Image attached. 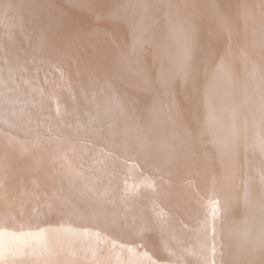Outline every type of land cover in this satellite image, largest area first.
Instances as JSON below:
<instances>
[{
    "label": "bare ground",
    "instance_id": "1",
    "mask_svg": "<svg viewBox=\"0 0 264 264\" xmlns=\"http://www.w3.org/2000/svg\"><path fill=\"white\" fill-rule=\"evenodd\" d=\"M261 1L217 0L219 5L225 6L227 11H225V16L214 18L210 12V0H137L128 21V16L123 17L122 23L118 24L121 26L117 29L122 40L128 43L134 58H141L142 55L146 57L148 60L144 63H150L151 72L159 80H165L167 90L170 84H173L186 107L185 109L189 113L191 111L190 114L195 117L194 125H196L198 133L204 134V136L208 134L216 136L217 142H215L220 151V163L226 173L223 184L226 214L218 219L205 217L201 213L202 209L189 205L182 188L179 189V186L181 187L180 180L178 183H173L170 179L171 176H167V170V173L159 178V181L158 177L150 179L151 177L147 176L144 180L142 179L143 181H139L138 185V181L133 178L136 181L133 184L136 183L137 188L128 186L130 190H127L125 183L128 181L123 183L124 186L122 185L125 189L122 190L121 186L119 188L118 182L121 175L124 180L127 176V180L128 171L137 172L146 166L151 168L157 160L163 159L165 163L169 160V150L163 142L155 146L150 139L142 137L144 127L140 126L141 112L136 110L131 95H128L122 85L127 82V74L125 75L126 80L122 82L120 78L112 74L111 70L110 72L107 69L109 79L104 81L105 78L97 75L96 72L91 74L88 70H83V72L85 71L84 78L75 84L79 87L73 88L70 85L74 83L76 75L64 73V70L59 68L63 62H59V60L54 59L53 63H47L41 57L43 48L46 46L35 49L36 47L32 44L42 34H50L47 31L43 33L39 29L34 33L30 30L31 37L29 39L21 40L18 37H13L12 45L2 43L8 50L10 58L0 65V264H26L29 261L31 264H33L31 261H35L36 264H54V259L57 261V258H64L63 256L66 254L72 256L73 249L80 239H84L86 235L96 230L101 222L108 221L107 224H109L111 220L117 219L115 216L109 217L108 212L111 211V204L116 205V202L117 205L120 204L119 200L121 199L118 198V195L123 199V195L120 193L122 191L123 194L133 195L132 198L134 197V200L137 198L139 203L140 199L142 202V199L146 198L145 195L151 193L153 195L157 193L158 197L159 194H163L170 200L169 205L172 209L177 210L191 225L190 228L186 226L188 230L181 241L190 243L188 246L192 244L194 250L192 252L195 253L193 264H244L247 257L254 254L256 250L259 254L261 253L260 249L262 247L264 249V221L260 218L258 210H260L259 193L263 196V191L260 192L258 185L255 186L252 182L255 181L250 177L253 170L248 171L258 157L259 147L261 148L262 145L264 149V14H260V11L264 12V0ZM166 5L172 12H177V9L180 11L185 5L187 6L189 12L187 11V16H185L197 27L193 36L194 44H200L202 37L203 48H199L193 54L188 52L186 54L187 45L184 33L190 26L186 29V18L181 11L175 22H167ZM260 8L262 9L260 10ZM227 20L232 22L226 25ZM14 27L10 26L11 30L18 33V29H14ZM188 31L192 32L190 29ZM238 31L244 35V46L253 54L251 66L252 69L254 68V77L252 69H250L251 66L247 73H244L246 68L245 65L243 69L244 63L241 68L243 72L238 67L233 44ZM239 32L237 35L240 34ZM52 36L49 38L53 39ZM190 37L187 38L189 41ZM239 39L243 40L241 37L236 40ZM152 45L155 48L151 47ZM235 45H237V41ZM16 47L19 50L14 53L13 50ZM48 47L46 52L54 54V47L51 45ZM243 54H241L242 58ZM15 55L16 58L12 60ZM216 55L219 57L217 58ZM189 61H193L194 64L192 62L193 65L190 64ZM246 61L248 60L246 59ZM186 62L192 66L191 70L186 66ZM88 64L86 62L85 67ZM95 64L100 65L98 71L102 72L101 62L96 61ZM200 72L202 75L205 74L203 72H207L208 77L195 85L193 75ZM109 80L110 83H107ZM78 89H81L82 92L80 93ZM67 92L73 97V100L65 99L67 97L64 95H67ZM160 92L165 93L162 89ZM251 94H254L256 99H253ZM194 141L193 145L201 148L202 141L197 137H194ZM260 160L262 161L263 158ZM182 161L184 160L182 159ZM261 161H259L260 164L263 162ZM183 163L185 164V161ZM196 163L199 165V160ZM154 166L156 171L161 170L156 165ZM179 167H181L180 163ZM197 168H200V165ZM149 172L152 173V171ZM231 172L234 173L235 179L229 177L232 176ZM145 173L138 172L144 177ZM123 174L127 175L123 177ZM138 174L133 175H136L138 179L140 176H137ZM204 175L206 176V174ZM129 179L131 180V177ZM197 179L199 180V178ZM191 180L194 183V180ZM119 183L121 185V181ZM188 183L191 184V182ZM244 190L246 196L250 195V200H248V196H245L249 201L247 212L245 207L248 204L246 205L247 201L243 199ZM195 191L197 192V190ZM196 192L193 195H197L198 192ZM208 194L207 197H209ZM153 195L150 196L153 198ZM199 195L202 196L198 194V199H200ZM127 198L129 197L127 196ZM146 202L148 201L140 203L141 206L143 207V203ZM213 202L217 203L214 200ZM93 203L98 204V210L90 209V205ZM122 203L128 202L123 200ZM163 204L166 206L165 203H162V207ZM103 205L105 206L104 211L102 210ZM213 207L215 206L213 205ZM132 209L135 210V208ZM151 209L153 208L151 207ZM148 214L147 216L151 215ZM155 214L154 216H156ZM170 215L168 214V216ZM161 216L165 218V214ZM136 217L139 218V215ZM202 217L205 219V224H202ZM161 219L163 220V218L158 220ZM147 221L149 222L150 219ZM138 225L141 224L138 223ZM150 225L153 224L150 223ZM145 226L147 228L143 229L148 230L149 226ZM155 226L157 227V225L150 227L155 231ZM125 230V232L129 231L128 228ZM233 231L235 234L232 236ZM143 233L140 235L143 236ZM123 234L122 238L126 236ZM126 234L127 237H130L132 233ZM156 244L159 245V243ZM201 247L203 253L204 250L207 253L206 258L200 256L199 248ZM257 247L258 249H256ZM146 248L144 247L143 251L145 249L148 252ZM174 248L178 250V248ZM148 249L150 248L148 247ZM128 251L130 252V250ZM170 251L174 253L172 249ZM120 254L122 255V253ZM163 254L161 258L164 261L165 255ZM175 254L177 256V253ZM182 255L185 256V254ZM184 256L183 258H185ZM259 256L263 257L264 252ZM187 258L185 260H188ZM137 260L139 259L137 258ZM154 261L156 262V260ZM136 262L138 263V261ZM157 262L159 264V260ZM166 262L168 263L167 260ZM116 264L122 263L116 261Z\"/></svg>",
    "mask_w": 264,
    "mask_h": 264
},
{
    "label": "rangeland",
    "instance_id": "2",
    "mask_svg": "<svg viewBox=\"0 0 264 264\" xmlns=\"http://www.w3.org/2000/svg\"><path fill=\"white\" fill-rule=\"evenodd\" d=\"M136 1L137 0H0V65L2 62H5L7 59L10 58L8 50L2 45V43H4V44L7 43L9 45H12L11 41L13 40V37H18L21 40L29 39V37H31L30 30L34 31V33H36L37 30L40 29L43 31V33H45L47 31L48 33L51 34V36L53 35L52 36L53 39L49 38V37H51V36H49L50 34L46 33V34H42L40 36V38L37 41L33 42L32 44L34 45V47H36L35 49H41L43 46H46V48H43V53H41V57L44 58L47 63H49V62L53 63L54 59L56 61L59 60V62H63V64L61 66H59V68L63 69L64 73H68V74L74 73V75H76V77H74L75 78L74 83L72 85H70L71 87H73V88L79 87L75 84L79 83L81 81V79L84 78L86 70H88L91 74L92 73L94 74L96 72L97 75H100L102 78L103 77L105 78L104 81L106 79H109L108 76H109L110 70L112 71V74H115V76L120 78L122 80V82H124L126 80V77H127V80H126L127 82H124L125 84L123 83L122 85L124 86V88H125L124 90L127 91L128 95L129 96L131 95L130 97H131L132 102H134V105L136 106V110H139L141 112V113L139 112L140 113L139 121H141L140 122L141 128H142V126L144 127L143 128L144 131L142 132L143 139H145V138L150 139L154 143L155 146L160 145L163 142L164 146L166 148L168 147L167 148L169 150L168 159L170 161L167 160V163H165L163 159L157 160V162H155L154 165H156L157 168H161L160 171H156L154 168L155 167L154 165L151 168H149L147 166L144 167L142 169L143 172H142V170L137 171V172L128 171L130 175L127 173L128 174L127 180H126L127 174H123V177L126 176L125 180H124V178H122V175H121V179L119 180V182L121 181V185L118 182L119 188L121 186L122 190H123V188L125 189V187H123L125 184H127V187H126L127 190H130V188H133V187L137 188L139 185V181L140 182L143 181L147 176H148V178L151 177L150 179H153L154 177L157 179V177H158L157 180L159 181L160 180L159 178H162V176L165 173H167V171H168L167 176L168 177L171 176L170 179H171V181H173V183H178V181L180 180L181 187L179 186V189L182 188V190L185 194L184 197H185V199L189 205H192L194 207L198 206L197 208L202 209L201 213L205 217L209 216L211 218L214 217L217 219L220 217L222 218L226 214V209H225L226 203H225V199H224V189H223L224 178L226 177V173L223 170V167L220 163V151L217 147V143H216L217 141L215 140L216 136L212 135V134H210V135L208 134V135L204 136V134L200 135V133H198V131L196 130V125H194L195 124L194 123L195 117L192 114H190V113H192L191 111L189 113L185 109L186 107L183 104V102L181 101L180 96L178 95V92L176 91V89H174L173 84L171 83L170 86L168 87V90H167L165 80H162V79L159 80L158 77H156L154 75V73L151 72L150 63H146V64L144 63V61H146L148 59L146 57H144L143 55L141 56V58L140 57L134 58L133 52L131 51L128 43H126L124 40H122V37L120 36L119 31H117L119 26H121V25L118 26V24L122 23L121 19L123 17L128 16L127 17V21H128V19L130 18L131 11L134 8L133 5ZM144 1H147V0H144ZM261 9L262 8H260V10ZM180 11L183 12L184 16H185L186 12L187 11L189 12V9L185 5V7L183 9H181ZM180 11L177 9V12L176 11L172 12L170 10V8H168L166 5L165 6V15H166L167 22L168 21H170L172 23L175 22L177 16H179ZM225 11H227L225 6L219 5V2H217V0H212V1L210 0V12L212 13V16H214V18H216V16L217 17L225 16ZM260 12H261L260 13L261 15L264 14L263 11H260ZM186 16H185V18H186ZM230 20L226 21V25H229L232 22ZM185 22H186V24H185L186 29H188V27L190 26L189 29H190V31L192 30V32H189L188 31L189 29L185 30V33H184V38L186 36L185 43L187 45L186 46V48H187L186 54H187V52L190 54H193L199 48L204 47L203 38L201 37L200 44L199 43L197 45L194 44L193 36L195 35L194 31L196 33L197 27L194 25L193 22H189V20L187 18L185 19ZM13 23H15V24H13ZM187 23H188V26H187ZM189 23H191L192 25ZM12 25L15 26L14 29H18V33H16L15 30L14 31L11 30L10 26H12ZM200 25H202V24H200ZM191 27H192V29H191ZM238 32H236V36H235V40H234L235 42L233 41V44L235 47V49H234L235 54L237 56V58H236L237 64H239L238 67H240L239 69L241 70L242 64L244 63L243 69L246 67L244 69L245 70L244 73H247L250 66L253 64V54L251 53V51H249V49H247L244 46V44H245L244 35L243 34L241 35V33L239 32L240 33L239 34L240 36H239V35H237ZM202 33H203V31H202ZM188 34H191V35H188ZM188 37H190L192 40L190 39V41H189ZM237 37L238 38L241 37V39H243V40H240V39L236 40V39H238ZM41 39H44V40H41ZM110 41H111V43H110ZM236 41H237V45H235ZM240 41L242 44L240 43ZM49 45L54 47V51H53L54 54L53 53L50 54V53L46 52V49H49V47H48ZM200 45H201V47H200ZM151 47H153V45ZM153 48H155V47H153ZM16 50H19L18 47L14 48L13 52L16 53ZM51 52H52V50H51ZM242 53H244L243 58L245 59V61H246V59L248 61H246V62L244 61V59L242 58V55H241ZM216 57L218 58L219 55H216ZM15 58H16V55L13 57L12 60H14ZM137 59H138V61H137ZM239 59L242 61H240ZM96 61L101 62V69L103 68L102 72L98 71L100 65L99 66L96 65L95 64ZM136 61H137V63H136ZM86 62L89 63L87 65V67H85ZM189 62H190V64H192V63L194 64L193 61H189ZM144 64H145V66H144ZM190 64H188L186 62V66L188 68H190V70H191L192 66ZM49 65H51V64H49ZM250 69H252V66ZM253 69H252V74L254 77L255 72L253 71ZM83 70H85V71L83 72ZM242 70H241V72H243ZM123 72H124V74H123ZM200 73L195 75L196 78L193 75V77H194L193 83H195V85H198L200 83V81L203 82L208 77L207 72H203V73H205L204 75H202V73L200 75ZM252 74H251V81L253 80ZM121 75H123V76H121ZM125 75H126V77H125ZM119 76H121V77H119ZM195 81H197V82H195ZM107 83H110V80ZM127 87H129V88H127ZM160 89H162L165 93L160 92ZM78 90L80 91V93L82 92L81 89H78ZM251 95H252L253 99H256V96L254 94H251ZM64 96L67 97L65 99H68V101H71V99L73 100V97H71L68 92H67V95H64ZM88 101H90V99H88ZM182 108H184L185 110H183ZM171 112H172V114H171ZM141 115H142V117H141ZM161 119L163 121H158ZM192 126H193V128L190 129V127H192ZM159 129H161V130H159ZM159 133H161V134H159ZM184 134H186V135H184ZM194 137H197L198 140L202 141L201 148L200 147L198 148V147L193 145L194 144L193 142H195ZM178 145H181V146L183 145V147H181V146L179 147ZM171 146H172V148H171ZM178 147L180 150L178 149ZM259 150L260 151L258 152V155H257L258 157L255 155V158L257 157V159H256L257 162L254 160V165L252 167L249 166L250 170L248 169V171L253 170L252 173H254V174L251 173L250 177H251V179L253 178L252 180L255 179V181H252V182L255 184V186L258 185L257 187L260 190V192L263 191V193H262L263 196L259 193V195H260L259 196L260 197L259 198L260 210H258V212H259L260 218L263 219V221H264V182L262 183V180L264 179V174H263L264 173V149L262 148V145H261V148L259 147ZM254 154H255V152H254ZM206 156H207V158H206ZM178 157H182L181 159L179 158L180 161H179ZM249 157H251V156H249ZM260 158H263V160H262L263 162L260 160ZM182 159L185 161L186 165L183 163L184 161H182ZM197 159L199 160L200 168H197V166L199 167L198 163H196V162H198ZM177 161H179V162H177ZM259 161H261L262 163L260 164ZM161 163H162V165H161ZM179 163H180L181 167H179ZM174 164H176V165H174ZM159 166H161V167H159ZM164 167H165V169H164ZM205 167H206V169H205ZM208 168H209V170H208ZM259 168H261V169H259ZM184 169L188 170V171H185ZM195 169H196V171H195ZM179 170H181V171H179ZM202 170H203V172H202ZM149 171H152V173ZM200 171L202 174L200 173ZM254 171H257V172H254ZM134 172L136 174H138V172L139 173L141 172L142 174L146 172L148 174L145 173V175H146L145 177H144V175L142 176V174H138L137 176L140 175L141 177L140 176L139 177L141 179L139 177L137 179L136 175H133V174H135ZM172 172H174L175 174ZM124 173H126V172H124ZM131 174H132V176H131ZM204 174H206V176ZM257 174H258V176H257ZM175 175H176V177H175ZM184 175H185V177H184ZM230 175H232V176H229L231 179L232 178L235 179L233 172H231ZM129 177H131V180L129 179ZM133 178H135L138 181L137 182L138 185H136V183L133 184V182H136V181H134ZM197 178H199V180ZM191 179L194 180V183L192 182ZM258 179H260V180H258ZM161 180H163V179H161ZM186 180H188V181H186ZM127 181H128V183H125ZM129 181L131 182V184ZM175 181H177V182H175ZM188 182H191V184ZM123 183H125V184L123 185ZM186 184H189V185H186ZM113 186H116V185H113ZM128 186L129 187L132 186V187L129 188ZM188 186H189V188H188ZM196 186L199 189L202 187H204V188L200 189L201 190V192H200L199 189L196 188ZM249 186H252V185H249ZM195 190H197L198 194L202 195V196L199 195L200 199H198V194L193 195L196 192ZM190 192H191V194H190ZM244 192H245V190L243 191V194H244L243 199H244V201L245 200L247 201V203H245V204L246 205L248 204V206L245 207L246 212H247L248 207H249V201L248 200H250V198H249L250 195L247 194V196H248L247 197ZM120 193H121V195H123V199L120 198L121 197L120 195H118V198L121 199V200L118 199L120 201V204L117 205V202H116V205L111 204L110 205L111 207L109 206L111 208V211L108 212L109 217L115 216V217H117V219H115V220L113 219L111 221L109 220L110 221L109 224H107L108 221L101 222L100 226L96 230H93L92 233L86 235V237L84 239L82 238L79 240L80 244L78 243L79 245L77 244L74 247L75 248V249H73L74 254L72 256H69L68 254H66L63 256L64 258L59 257L61 259V261H60V259L57 258V261L58 260L60 261V262L58 261L59 263L57 261H55V259H54V264H56V263L57 264H116V261H119L122 264H140V263L141 264H148V263L149 264H155V263L157 264L158 260H159V264H165V263L170 264L171 261H173L172 262L173 264H180V262H182V260H183L182 264L184 262H186L185 264H188V262H189V264L194 263L193 258H195V253L192 252V251H194L192 244H191V246H188V244L190 245V243H183L181 241V239H183V237H184V234L186 233V230H188V228H190L191 225L177 210L172 209V207L169 205L170 200L165 195L159 194V197H158L157 193L155 195H153V193L145 195V197H146L145 200H144V198L142 200L144 202L145 201H148V202H146L147 204L145 203L146 205L143 203V207H142L140 203H142L143 201L141 202V199H140V203H139V200H137V198H135V200H134V197L132 198L133 195L127 194V193L123 194V191ZM207 193H209L208 194L209 197H207ZM204 194H206L205 197H204ZM124 195L126 197L128 196L129 198L131 196V198H130L131 200L129 198L126 199V197ZM150 195L151 196L153 195V198ZM161 195H162V197H161ZM215 195L216 196L218 195L217 196L218 198ZM155 196H157V197H155ZM245 196L248 198V200ZM147 197H149V198H147ZM151 198L154 201V202L152 201V203H151ZM132 199H133V202H132ZM209 199H211L209 202L210 204L208 203ZM123 200H124V202H128V203L123 204L122 203ZM167 200H169V201H167ZM213 200L215 202H217L218 204L214 203ZM162 203H165V205L168 207L164 206V204L162 207ZM137 204H140V205H137ZM159 204H161V205H159ZM213 205L215 207H213ZM90 206H91L90 207L91 210H98V208H99L98 204H94V203L91 204ZM155 206L158 207V208L156 207L157 208L156 211H155V209H156ZM131 207L135 208V210L133 211V209ZM146 207H147V209H145ZM151 207L153 209H151ZM142 208H144V209H142ZM163 208H165V209H163ZM104 209H105V206L103 205L102 210L104 211ZM130 209H132V210H130ZM166 209L169 212L172 211L171 212L172 215H170L171 213H169ZM141 210H142V213H141ZM147 210L151 211L152 213L147 211ZM97 212L99 213V211H97ZM137 212H139V213H137ZM163 212H168V213H163ZM174 212H175V214H174ZM147 213H149L151 215L148 214L149 216H147ZM153 213L157 217L154 216ZM209 213H210V215H208ZM214 213H218V214H216L217 216ZM128 214H130V215H128ZM133 214H135V215L137 214L136 216L139 215V218L142 217V218H144V220H142V218L139 219L138 217H136ZM141 214L142 215L144 214L145 217H144V215L142 216ZM162 214L163 215L165 214V218L163 216H161ZM168 214L172 217L167 218V217H170V216H168ZM180 215H181V217H180ZM129 216H131V217L133 216V218H131ZM230 216H231V214H230ZM148 217L150 219L149 222L153 225H150V223L147 221V220H149ZM155 218H156V221H154ZM157 218L158 219L163 218V220L162 219L158 220ZM151 219L152 220L154 219V220L152 221ZM171 219L174 222H172ZM202 219H203V217H202ZM125 220H127V221H125ZM139 220L140 221L142 220V221L140 222ZM166 220L168 221L167 223H166ZM143 221H146V222H143ZM158 221H161V222H158ZM169 221H170V223H169ZM134 222H136V223H134ZM179 222H180V227H179ZM184 222H186L187 224H185ZM138 223L141 225L137 226ZM143 223L145 225L149 226L148 230L143 229L145 227L147 228V226H145ZM157 223H159V224H157ZM172 223H174V224H172ZM203 223L205 224V219H203L202 224ZM88 224L90 225V223H88ZM167 224H170V225H167ZM143 225H144V227H143ZM154 225H157V227L155 226V229H156L155 231L153 230L154 228L153 229L151 228ZM175 225H176V227H175ZM135 226H136L137 230H138V228H140L141 230L139 229L137 232ZM141 226H142V228H141ZM186 226H189V227L187 228ZM104 228H106V229L101 230ZM125 228L126 229L128 228V230L132 234L134 232L135 235L133 234V236H132V234H130V237H127L128 235L126 233L129 234L130 232L129 231L125 232L126 231ZM167 228H169V229H167ZM132 229L133 230L135 229V231H133ZM150 229H152V230H150ZM161 229L162 230L164 229V230L162 231ZM122 231H124L125 233ZM139 231L140 232L142 231V232L140 233ZM151 231L152 232L154 231V232L152 233ZM156 231H157V233H156ZM159 231H161V232H159ZM175 231H176V233H175ZM145 232H146V234H145ZM163 232H164V234H163ZM123 233L126 236H124ZM142 233H143V236L140 235ZM159 233H161V234H159ZM122 234L124 236L123 238L121 236ZM138 234L140 237L138 236ZM153 234H155V235L153 236ZM234 234L235 233L233 231L232 236ZM115 235H117L116 236L117 238L115 237ZM147 235H148V237H146ZM208 235H209V233H208ZM131 236L132 237L135 236L134 239L136 238L137 241H136V239H135V241H133L134 239L132 240ZM126 237H127V239H126ZM179 237H181V238H179ZM128 238L131 239L132 242ZM159 239H161V240H159ZM119 240H122V241H119ZM179 240L181 242H178ZM116 241H117V243H116ZM125 241H127V242H125ZM136 242H139V243H136ZM145 242H146V244H144ZM169 242H170V245H168ZM156 243H159V245ZM155 244H156V247L158 245V247H157L158 249L159 248H161V249L158 250L155 247ZM125 245H127V246H125ZM144 245H146V246H144ZM152 245L154 246V248ZM164 245L166 248L164 247ZM143 246L147 247L146 249L148 250V252L145 251V249H144V251L146 253L143 251V248H144ZM122 247H123V250H122ZM133 247H134V249H133ZM148 247L150 249H148ZM170 247L174 253H172L170 251L171 250ZM172 247L173 248L176 247V248H178V250L175 248L173 249ZM135 248H136V250H135ZM167 248H168V250H167ZM119 249H120V251H119ZM154 249H155L156 254H154L155 253ZM256 249H258V247ZM262 249H263V247L260 249V252H261L260 254L256 250L254 253L255 255L252 254L251 256H248L246 259V263L248 264V262H249V264H251L252 261H253L252 264L263 263L264 262V259H263L264 256L263 257L259 256L264 252V251L262 252ZM128 250H130L131 253ZM158 251L161 253H159ZM164 251H165V253H164ZM181 251H183L185 253H182ZM199 251H201L200 256L206 258L207 253L205 250L203 253L202 247L199 248ZM117 252H119V253L117 254ZM120 253H122V255ZM175 253H177V256ZM192 253H194V254H192ZM201 253H203V254H201ZM150 254L153 256L151 257ZM162 254L165 255L163 257L165 259L164 261L161 258ZM182 254H185V256ZM174 255H175V257H174ZM169 256H171L170 257L171 260H170ZM183 256L185 258H183ZM188 256L191 258H189ZM114 257L115 258L117 257L118 260L117 259L115 260ZM122 257H124V258H122ZM178 257H180V258H178ZM119 258H121V259H119ZM137 258L139 260H137ZM181 258H182V260H181ZM186 258L188 260H185ZM148 259H150V260H148ZM175 259H177V260L175 261ZM248 259H251V260H248ZM112 260H115V261H112ZM154 260H156V262ZM166 260L168 261V263L166 262ZM111 261H112V263H111ZM136 261H138V263ZM152 261H153V263H152ZM169 261H170V263H169ZM257 261H258V263H257ZM31 262L33 264L34 263L36 264L35 261H31ZM29 263H30V261L26 264H29ZM246 263H244V264H246Z\"/></svg>",
    "mask_w": 264,
    "mask_h": 264
}]
</instances>
